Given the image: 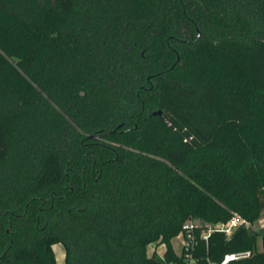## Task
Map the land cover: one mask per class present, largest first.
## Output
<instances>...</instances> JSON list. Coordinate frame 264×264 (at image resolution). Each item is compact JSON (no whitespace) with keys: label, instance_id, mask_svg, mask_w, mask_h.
<instances>
[{"label":"trees","instance_id":"obj_1","mask_svg":"<svg viewBox=\"0 0 264 264\" xmlns=\"http://www.w3.org/2000/svg\"><path fill=\"white\" fill-rule=\"evenodd\" d=\"M0 131V264H264V0H0Z\"/></svg>","mask_w":264,"mask_h":264},{"label":"built area","instance_id":"obj_2","mask_svg":"<svg viewBox=\"0 0 264 264\" xmlns=\"http://www.w3.org/2000/svg\"><path fill=\"white\" fill-rule=\"evenodd\" d=\"M198 225H199V221H196V223H194L193 221H189L184 225V229L190 232L194 226H198ZM247 225H248L247 220L242 218L240 215L235 214L226 223H218L214 226H209L208 233H204L203 236L204 239H207L210 233L214 231H218L224 233L227 237H230L233 235L236 229H238L241 226H247ZM180 236L182 237V235ZM183 244L184 245L188 244V241L184 240ZM250 256H251V252H239V253L229 254L225 257L222 264H229L231 261L246 259Z\"/></svg>","mask_w":264,"mask_h":264},{"label":"rangeland","instance_id":"obj_3","mask_svg":"<svg viewBox=\"0 0 264 264\" xmlns=\"http://www.w3.org/2000/svg\"><path fill=\"white\" fill-rule=\"evenodd\" d=\"M4 155V143L3 139L1 136V131H0V158ZM253 228L255 230H259L264 228V212L262 213L260 219L254 223ZM183 237H176L172 240V244L174 247V250L176 253L180 254L182 250V245H183ZM259 248H261V242L259 241ZM54 253L56 256V264H65V250L62 244H57L53 247ZM165 251V246L164 245H156L152 244L148 247L147 249V254L149 256H152L154 253H157L159 256H162Z\"/></svg>","mask_w":264,"mask_h":264},{"label":"water","instance_id":"obj_4","mask_svg":"<svg viewBox=\"0 0 264 264\" xmlns=\"http://www.w3.org/2000/svg\"><path fill=\"white\" fill-rule=\"evenodd\" d=\"M156 114H161V111H159V112H154V115H156Z\"/></svg>","mask_w":264,"mask_h":264}]
</instances>
